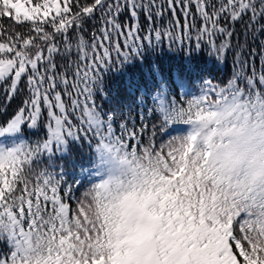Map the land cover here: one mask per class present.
Instances as JSON below:
<instances>
[{
	"label": "snow or ice",
	"instance_id": "snow-or-ice-1",
	"mask_svg": "<svg viewBox=\"0 0 264 264\" xmlns=\"http://www.w3.org/2000/svg\"><path fill=\"white\" fill-rule=\"evenodd\" d=\"M245 16L264 33V0H0V83L8 100L28 93L0 120V264H264V71L242 63L179 100L156 66L151 88L129 79L162 128L185 126L159 146L97 103L106 73L164 38L222 58L221 22ZM76 145L79 196L57 164Z\"/></svg>",
	"mask_w": 264,
	"mask_h": 264
},
{
	"label": "trees",
	"instance_id": "trees-1",
	"mask_svg": "<svg viewBox=\"0 0 264 264\" xmlns=\"http://www.w3.org/2000/svg\"><path fill=\"white\" fill-rule=\"evenodd\" d=\"M193 12H195L194 8ZM167 19L168 16L166 15L165 21ZM122 20H128L127 14H122ZM93 23L95 21L85 26L88 36L91 35ZM196 23L199 25L200 21L197 19ZM221 23L232 32L230 39L226 35L217 34L216 36L217 45L225 41L229 45L222 58L217 59L206 44L198 52L191 50L190 53L191 46L187 39L181 44L179 41L170 42L167 38H164L157 50L148 56L144 64L127 67L124 72H117L113 69L111 72L106 73L104 86L109 95L105 98L103 94H99L97 103L104 106L106 111L115 110L118 121H120L122 115L129 116V127H135L140 135L141 142L144 144H147L153 138L154 132L157 146L168 141L172 136L182 133L185 129L183 124H174L162 128L158 114L149 112L150 103L148 107L138 106L127 92V81L132 78L137 81H147L148 87L151 88L152 76L149 72V65L151 64L158 67L161 74L168 79L171 95L179 100L199 94L200 89L204 87L202 80L205 79L210 80L215 85L224 86L240 70L242 63L246 65L245 74L247 75L252 74L253 68L257 74L264 71V33L259 31V25L255 26V31L249 28L247 16L236 22L222 21ZM0 24L8 27L11 22L4 19L0 20ZM193 35H195L194 32ZM58 62L63 63V61ZM178 73L187 82L186 88L182 89L178 86ZM7 88L8 84L0 83V120L4 119L7 113L14 112L28 94L25 83L21 82L19 85L20 90L11 100H8L5 95ZM185 92L189 96H184ZM140 129H144V131L140 133ZM35 131H28V135L32 139H35V136L32 135ZM76 149H79V145H76L71 156L65 160L57 161V164L65 166L67 173L65 179L67 184H71L73 187L72 195L79 196L87 187V184L77 190L75 180L81 179V160ZM83 151L86 153L87 149L85 148ZM72 160L77 161L76 165L71 163ZM84 166L89 165L85 162Z\"/></svg>",
	"mask_w": 264,
	"mask_h": 264
}]
</instances>
